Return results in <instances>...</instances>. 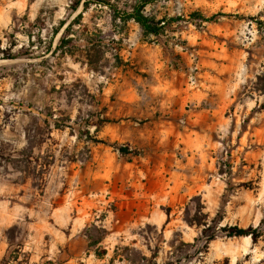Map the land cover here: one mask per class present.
I'll return each mask as SVG.
<instances>
[{
	"label": "rangeland",
	"instance_id": "obj_1",
	"mask_svg": "<svg viewBox=\"0 0 264 264\" xmlns=\"http://www.w3.org/2000/svg\"><path fill=\"white\" fill-rule=\"evenodd\" d=\"M149 1L158 36L133 22L112 36L105 8L74 0H0V56L12 40L17 56L0 59V264H109L116 246L156 264H264V0ZM80 12L76 35L106 34L100 73L44 55Z\"/></svg>",
	"mask_w": 264,
	"mask_h": 264
},
{
	"label": "trees",
	"instance_id": "obj_2",
	"mask_svg": "<svg viewBox=\"0 0 264 264\" xmlns=\"http://www.w3.org/2000/svg\"><path fill=\"white\" fill-rule=\"evenodd\" d=\"M149 0H137L135 4L130 7L129 11H120L117 2L113 0H74L69 5V9L75 12L81 5L82 11H87L91 6L105 8L108 11L109 17L112 21L113 29L111 35H123L126 32L127 24L133 22L136 24L142 36H158L164 29V25L161 21L149 17L145 14V7L149 4ZM82 12L78 13L69 23L65 25V22H60L59 25L52 31L51 38L48 42V46L44 51V55L49 54L54 56L56 54L62 57L73 58L77 54L81 57V63L85 64L90 70L100 73L103 65L101 61L107 51V44L105 42L106 34L101 30L95 32L87 31V28H83L81 35H76L73 27L75 25H81ZM40 19L37 18V21ZM203 21H209V18L202 17ZM61 35L57 40L55 47L52 49V44L55 36L60 32ZM74 35H76L74 37ZM29 43L33 46L31 41L32 36L26 35ZM113 40V39H112ZM76 43H82L81 46ZM16 46L14 40L10 41L9 47L2 52L0 59H15L17 56L11 55V50ZM118 65V63H116ZM264 75V73H263ZM260 91H264L261 89ZM118 152L120 154H129V151L125 147H119ZM208 230L203 229L202 233L205 234ZM227 237H250L255 241L259 236L257 228L252 226L241 228L238 226H229L222 229ZM83 234L86 238V247L88 251H91L95 258L102 260L106 255V250L102 247V241L107 235L106 229L101 224L94 222L90 223L83 229ZM214 235H209L208 241H212ZM123 253H118V247L116 246L112 252V256L109 260V264H113L116 260L125 262L126 264H156V256L154 254L146 256L141 252H136L129 247H123Z\"/></svg>",
	"mask_w": 264,
	"mask_h": 264
},
{
	"label": "bare ground",
	"instance_id": "obj_3",
	"mask_svg": "<svg viewBox=\"0 0 264 264\" xmlns=\"http://www.w3.org/2000/svg\"><path fill=\"white\" fill-rule=\"evenodd\" d=\"M9 61H11V60H9ZM0 62H5V63H7L5 60H1Z\"/></svg>",
	"mask_w": 264,
	"mask_h": 264
}]
</instances>
